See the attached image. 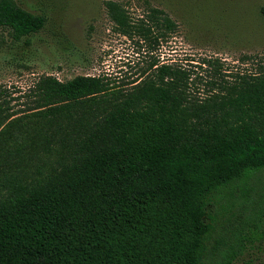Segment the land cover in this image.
Listing matches in <instances>:
<instances>
[{"label": "trees", "instance_id": "1", "mask_svg": "<svg viewBox=\"0 0 264 264\" xmlns=\"http://www.w3.org/2000/svg\"><path fill=\"white\" fill-rule=\"evenodd\" d=\"M104 6L122 36L158 46L176 33L161 10L134 23ZM46 21L0 0L13 42ZM149 68L126 84L42 75L22 95L0 86V264H236L260 249L264 56L201 95L192 71Z\"/></svg>", "mask_w": 264, "mask_h": 264}, {"label": "rangeland", "instance_id": "2", "mask_svg": "<svg viewBox=\"0 0 264 264\" xmlns=\"http://www.w3.org/2000/svg\"><path fill=\"white\" fill-rule=\"evenodd\" d=\"M13 1L47 20L43 30L18 42L0 30V86L20 91L16 95L42 75L60 81L104 76L130 83L154 59L192 71V90L201 95L209 79L231 81L236 74L257 72L264 56V0H111L128 10L134 23L149 8L176 22V33L158 46L116 32L106 14L108 0ZM205 59L216 64L207 67ZM236 264H264V242Z\"/></svg>", "mask_w": 264, "mask_h": 264}]
</instances>
